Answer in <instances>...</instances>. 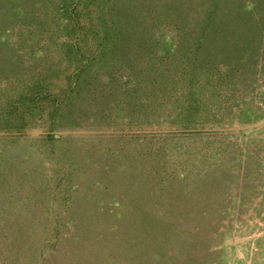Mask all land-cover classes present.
I'll list each match as a JSON object with an SVG mask.
<instances>
[{
  "label": "rangeland",
  "instance_id": "1",
  "mask_svg": "<svg viewBox=\"0 0 264 264\" xmlns=\"http://www.w3.org/2000/svg\"><path fill=\"white\" fill-rule=\"evenodd\" d=\"M0 264H264V0H0Z\"/></svg>",
  "mask_w": 264,
  "mask_h": 264
},
{
  "label": "trees",
  "instance_id": "2",
  "mask_svg": "<svg viewBox=\"0 0 264 264\" xmlns=\"http://www.w3.org/2000/svg\"><path fill=\"white\" fill-rule=\"evenodd\" d=\"M176 53L168 55L169 58L175 57ZM197 70V69H196ZM205 70V69H203ZM197 74V73H195ZM208 73L202 72L197 79L196 84H192L189 87H185L183 93H187L188 97L183 100L180 106V110L178 113L179 118L183 121V124L181 127L182 129H179L178 133L176 134L178 138H192V137H200V138H206L207 140L211 138L205 128H198L200 126V122L205 119L206 109H204V105L206 104L208 100L207 92H213L211 90V86L209 88L208 86V80H206L205 76H207ZM187 80V79H185ZM178 101L181 102V98H177ZM188 102V104H191L189 108L187 109L185 107V103ZM189 109L191 111H189ZM196 122V123H194ZM215 137H217L220 134H223L222 131L213 132ZM203 191H209L211 190L210 187H208L207 182L203 183L202 185Z\"/></svg>",
  "mask_w": 264,
  "mask_h": 264
}]
</instances>
